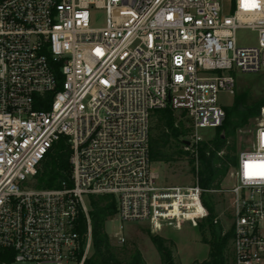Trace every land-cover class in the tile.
Returning a JSON list of instances; mask_svg holds the SVG:
<instances>
[{"label": "built area", "instance_id": "obj_1", "mask_svg": "<svg viewBox=\"0 0 264 264\" xmlns=\"http://www.w3.org/2000/svg\"><path fill=\"white\" fill-rule=\"evenodd\" d=\"M93 11L105 13L103 26L92 23ZM240 29L257 32L258 44L240 47ZM235 70L264 72V0H234L231 15L222 0H0V264H85V196H112L121 222L160 233L198 227L210 217L204 196L214 193L230 198L229 264H264V175L256 167L264 164V107L231 187L159 186L151 159L156 111L187 114L190 148L204 141L199 130L222 127L219 93L236 94ZM62 138L71 184L36 189ZM214 223L223 227L218 215Z\"/></svg>", "mask_w": 264, "mask_h": 264}, {"label": "trees", "instance_id": "obj_2", "mask_svg": "<svg viewBox=\"0 0 264 264\" xmlns=\"http://www.w3.org/2000/svg\"><path fill=\"white\" fill-rule=\"evenodd\" d=\"M262 107H264V97L249 103L237 99L231 108L225 109L226 120L222 127L217 129L215 137L212 140L201 141L193 148L186 145L193 132L192 122L187 114L176 112L171 108L156 111L152 119L150 144L153 164L172 161L168 150L173 143L181 145L185 149L189 147L188 150H178L177 154L189 157L195 182L204 191L221 190L231 169L237 165L239 132L259 116ZM178 113H181L180 116ZM187 122L191 124L189 127H187ZM70 156L71 148L67 139L62 138L42 162L34 178V187L36 189H60L64 182L71 184ZM203 203L209 210L210 217L201 222L198 227L209 235L210 252L208 259L200 264H229L232 257L233 230L224 234L223 227L214 223V218L217 215L216 205L208 194L204 196ZM91 205L93 254L85 264H146L139 252L134 254L127 263L119 260L114 252V247L106 232V225L116 217L117 202L115 198L112 196L92 197ZM79 231L82 237L87 232V223L84 217L81 218ZM151 239L157 248L162 264H174L173 251L168 240L158 235H153Z\"/></svg>", "mask_w": 264, "mask_h": 264}, {"label": "rangeland", "instance_id": "obj_3", "mask_svg": "<svg viewBox=\"0 0 264 264\" xmlns=\"http://www.w3.org/2000/svg\"><path fill=\"white\" fill-rule=\"evenodd\" d=\"M234 0H222L225 15H231ZM92 23L95 26L105 24V13L102 11L92 12ZM237 43L240 47L256 46L258 44V33L250 29H240L236 34ZM236 79V94L231 95L225 91L219 93V104L224 109L231 108L237 99L246 103L252 100L264 97V72L261 73H242L237 70L233 72ZM181 113H178L180 116ZM185 120V119H184ZM153 122V121H152ZM191 124L187 122V127ZM255 119L242 129L237 137V148L242 150L246 148L253 137L255 129ZM217 133L215 129H201L199 136L204 140H212ZM192 142V135L188 138ZM184 149L181 145H173L168 150L172 161L169 163L153 164V171L160 174L161 179L159 186L164 187H187L192 186L195 182L191 172V165L188 156H179L178 150ZM172 155V156H171ZM232 180H226L224 186L231 187ZM216 205V213L223 220V228L228 231L227 215L230 213V198L223 193L208 194ZM85 203L91 210V198L85 196ZM189 216H192L190 211ZM123 226V235L127 241L124 245H119L116 237ZM106 232L110 237L114 252L119 260L124 263L130 261L132 256L137 252L141 253L146 264H162L160 255L155 247L151 237L158 235L168 240L173 251L174 264H196L202 263L209 257L210 246L208 244L209 235L204 233L199 227L194 226L191 222H185L181 228L164 227L160 233H155L152 228L145 222H127L123 223L116 216L106 225ZM93 249L90 251V256ZM22 264V263H18ZM29 264V263H26Z\"/></svg>", "mask_w": 264, "mask_h": 264}, {"label": "snow or ice", "instance_id": "obj_4", "mask_svg": "<svg viewBox=\"0 0 264 264\" xmlns=\"http://www.w3.org/2000/svg\"><path fill=\"white\" fill-rule=\"evenodd\" d=\"M246 2H247V0H246ZM246 167H251V166L250 165H246ZM256 167L260 168L261 169L260 174L264 175V164L257 165Z\"/></svg>", "mask_w": 264, "mask_h": 264}, {"label": "water", "instance_id": "obj_5", "mask_svg": "<svg viewBox=\"0 0 264 264\" xmlns=\"http://www.w3.org/2000/svg\"><path fill=\"white\" fill-rule=\"evenodd\" d=\"M190 144H191V143H190L189 141H187V142H186V145H188V146H189Z\"/></svg>", "mask_w": 264, "mask_h": 264}]
</instances>
